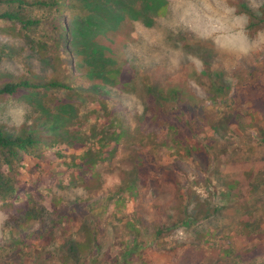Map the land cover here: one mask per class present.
Wrapping results in <instances>:
<instances>
[{
  "label": "trees",
  "instance_id": "trees-1",
  "mask_svg": "<svg viewBox=\"0 0 264 264\" xmlns=\"http://www.w3.org/2000/svg\"><path fill=\"white\" fill-rule=\"evenodd\" d=\"M235 3L252 14L247 3ZM166 5L165 0H0V18L19 21L22 28L38 32L37 51L42 63L51 68L46 77L0 81V100L18 96L36 114L19 128L0 122V200L10 212L7 237L0 241V264L3 260H8L6 264H107L110 243L102 238L107 225L114 233L129 235L123 254L114 257L112 264H129L148 244L170 249L184 242L176 239L170 245L168 236L178 231L193 235L197 242L207 239L209 227L204 222L209 224L218 212L233 206L234 181L220 174V159L212 145L228 146L222 142L231 123L243 128L238 97L252 101L254 111L264 114V87L243 72L226 77L205 59L203 71H193V79L205 86L203 96L185 88L184 80L175 84L173 74L155 85L148 76L129 69L119 52L130 37L132 21L152 22ZM31 9L40 10L41 15H31ZM259 28H264V15L253 14L249 29ZM261 62L264 67V59ZM257 70L253 67L248 76ZM139 88L142 114L129 111L119 101L120 94ZM91 113L104 119L90 121ZM204 123L214 136L199 137ZM171 131L175 133L168 139ZM187 139L198 142L191 144ZM168 144L193 156L198 164L193 173L198 176L196 183H205L207 197L190 186L192 168L185 159L160 162L159 150ZM257 147L262 153L259 158L264 159V131ZM64 156L69 159L67 187L81 188L85 194L71 202L53 195L44 203L28 193L15 205L21 188L16 165L35 161L31 170L42 164L51 174L53 158ZM248 159L250 154L243 158ZM105 172L116 173L117 182L106 186ZM162 173H166L164 180ZM163 182L168 194L162 193L159 199L154 187ZM252 184L255 191L260 190L264 170ZM147 185L152 187L149 193L144 192ZM124 201L136 202L131 215L114 212L103 219L109 203L118 206ZM69 221L76 222L77 229L58 243L55 230ZM241 228L244 233L259 230L254 231L249 222ZM254 249L255 256L262 253ZM218 254L233 262L243 259L242 252L231 246Z\"/></svg>",
  "mask_w": 264,
  "mask_h": 264
},
{
  "label": "rangeland",
  "instance_id": "rangeland-1",
  "mask_svg": "<svg viewBox=\"0 0 264 264\" xmlns=\"http://www.w3.org/2000/svg\"><path fill=\"white\" fill-rule=\"evenodd\" d=\"M165 2L168 4V0H165ZM236 2L247 3V0H236ZM29 13L33 16L41 15L40 10L37 9H31ZM139 21L147 27H153L155 19L152 22L150 20H148L149 22ZM132 31L133 28L130 34ZM250 31L255 32L253 29H250ZM38 38L37 31L22 28V24L19 21L13 22L0 18V81L13 80L20 76L33 77V75H39L46 77L51 73V68L42 63L41 55L37 51L35 41ZM187 42L190 43V46L186 47ZM130 43H132L131 35L127 42L124 43L123 49L119 52L120 55L123 53V56L127 59L129 69L132 68L138 75L148 76L150 81L155 85H161L167 76L173 74L175 79L174 83L178 80H184L185 83L183 86L185 88L190 87L195 94L200 96L205 94V86L193 79V71L198 70L190 61L183 60L180 67L173 71L167 70L163 64L144 67L138 63L136 58L128 54V45ZM168 43L173 47H182L186 55L198 56L203 62L204 59L209 60L211 67L213 69L221 68L226 77L230 78L234 71L239 73L243 72L249 80H252L253 77L264 87V67L263 62H261L264 59V51L242 58L220 57L211 46L195 41L189 33L185 32L169 33ZM192 43L196 44L193 45ZM64 58L67 59L65 55ZM183 67L185 69H182ZM253 67L258 68L257 73L249 77L248 74L252 71ZM75 73H78V71ZM205 80L208 81V78L205 77ZM111 89L116 92L115 88L112 87ZM132 93L136 94L142 101L143 110L139 112L142 114L144 112L142 89L139 88ZM232 93L233 89L229 95H232ZM109 94L114 95L113 92H109ZM127 94L129 93L120 94L119 101L121 105L125 106L131 112L137 111L134 108H129L124 103ZM238 98L237 100L242 101L239 109L244 117L243 128H239L236 124L231 123L226 128V137L222 142L228 146L220 148L216 144L212 145L216 156L220 159V174L226 175L231 181H234L230 189L231 196L234 200L233 206L218 212L209 221V224L207 221L204 222L209 227L207 239L197 242L193 235L178 231L168 236L167 239L170 241V245L174 244L176 239L184 242L175 244L170 249H159L153 246L154 243L148 244L147 247L137 253L139 258H135L129 264H264V185L258 191H255L253 184L251 185V182L253 183L255 181L258 172L264 170V159L259 158L262 153L257 147L258 137L264 131V114L254 111L252 101H245L242 96ZM12 100L26 106L28 112L25 122H31L36 118V114L32 111L31 106L24 99L18 96L6 97L0 100V122L11 125L3 118V113L8 102ZM88 105L91 106L90 104ZM96 118L99 121L104 119L101 115L95 116L93 113L89 115L90 121H94ZM174 133L172 131L169 132L168 139H171ZM204 136H214V131L207 124H205L199 137L202 138ZM187 141L191 144L198 142L192 139H187ZM112 145L110 143L105 146V150L109 149ZM249 154L250 159L243 160L244 156ZM119 155L120 152L117 153V157ZM159 158L163 164L169 163L176 158L185 159L192 168L190 170V186L201 196H208L205 183H196L198 176L193 173H196L194 171L198 167V164L193 159V156L184 153L176 145L168 144L160 148ZM68 161V157L65 156L53 158L52 164L49 165L51 174L47 173V170L42 164L38 165L35 171L31 170L36 163L35 161L26 160L24 166L16 165L19 173L17 175V185L21 188L18 191L17 198L14 200L15 205H20L27 198L28 193L36 197H41L44 203H49L53 195L62 196L67 202L74 201L77 197L83 196L85 192L81 188L73 186L67 187L69 181ZM165 172L167 173V171ZM166 173H162L160 178L164 180ZM104 178L106 186H111L118 180L116 173L105 172ZM213 181L217 183L218 179L215 178ZM151 189L152 187L147 185L144 192L149 193ZM168 189L164 182L154 187V190L159 192V199L162 193L168 194ZM255 193H257L256 196H254ZM117 205H113L112 202L109 203L103 219L114 214V212L120 213L124 217L131 215L136 206V202L124 201ZM9 217L10 212H8L7 207L0 200L1 242L5 241L6 235L8 234ZM247 222L251 224V227H255L254 231L259 229L257 234L256 232L244 233L242 231L241 226H244ZM236 223H239L240 228H238ZM256 223H259V227L255 226ZM77 226L78 224L74 221L64 222L61 227L55 230V240L60 243L63 237L76 230ZM108 226L107 228H103L102 238L108 241L107 243H110L107 264H112L114 257H120L123 254L125 245L129 240V235L119 234V232L114 233ZM226 246H231L236 251L242 252L243 259L233 262L232 259L219 257L218 252ZM255 247L262 251L259 256H255ZM36 248L34 246L33 250ZM1 254L4 255L5 253L2 252ZM7 261L3 260V263L6 264Z\"/></svg>",
  "mask_w": 264,
  "mask_h": 264
},
{
  "label": "clouds",
  "instance_id": "clouds-1",
  "mask_svg": "<svg viewBox=\"0 0 264 264\" xmlns=\"http://www.w3.org/2000/svg\"><path fill=\"white\" fill-rule=\"evenodd\" d=\"M251 11H242L235 0H168L155 18L154 26L147 27L141 21H132V43L128 54L144 67L163 64L167 70L178 69L183 60L190 61L198 71L204 62L193 55H186L182 47L168 43L169 33H189L195 41L202 42L220 57L242 58L264 51V28L250 31L253 14L264 15V0H247ZM124 103L138 112L142 101L134 94L126 95ZM27 108L15 100L9 101L3 118L17 128L25 123Z\"/></svg>",
  "mask_w": 264,
  "mask_h": 264
}]
</instances>
